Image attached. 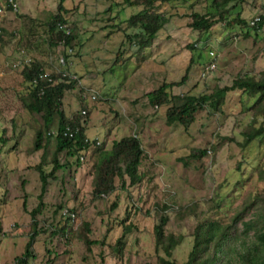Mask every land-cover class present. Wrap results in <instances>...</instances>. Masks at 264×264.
Listing matches in <instances>:
<instances>
[{
	"label": "rangeland",
	"instance_id": "1",
	"mask_svg": "<svg viewBox=\"0 0 264 264\" xmlns=\"http://www.w3.org/2000/svg\"><path fill=\"white\" fill-rule=\"evenodd\" d=\"M58 1L33 0L38 19L48 22L56 12ZM70 1L66 0L65 4L69 9ZM15 2L18 13H13L5 0H0V136L6 129L11 137L0 153V264H13L29 241L31 219L22 204L26 200V210L35 208L41 189L38 173L31 168L44 160V170L48 172L54 151L53 141L45 143L44 153L32 151L34 133L41 125L19 99L21 93L25 94L20 74L23 55L40 62L46 73L59 69L58 48L50 49L43 41L48 27L36 24L37 17L32 22L26 20L20 1ZM211 6V0L158 2L157 9L167 18L162 29L167 27L169 31L158 32V41L175 43L170 49V56L176 51L175 65L163 58L151 61L148 55L138 56L135 50L136 61L129 58L131 63L115 65L111 74L106 71L110 64H105L104 59L109 58L108 50L115 44L104 48L105 32L82 34V44L76 47L71 65L81 84L74 91L64 93L63 104L67 115L77 111L81 102L88 107L85 127L91 145L81 165L75 166L76 158L69 160L71 167L56 173L57 181H49L41 198L46 207L37 217L43 230L33 245L37 264L48 258L53 264H99L98 251L93 255L77 239L70 237L65 243L56 237L48 238L50 225L63 224L61 215L65 210L54 213L59 206L76 211L73 229L81 222H88L91 237L104 239L109 245L122 233L119 222L125 211L134 212L132 222L137 230L126 236V264H140L147 257H156L152 230L162 212L155 214L154 207L167 206L166 233L184 236L171 254V259L181 264L192 248L191 234L198 223L210 220L228 225L244 203L264 192V180L259 176V171L264 174V139L243 145L244 134L264 125V118L246 109L251 104L246 95L229 92L219 112L206 107L187 128L178 123L167 125L168 106L152 107L145 97L164 82L179 81L188 67L185 84L170 91L174 104H181L186 95L199 96L210 93L216 86L230 85L239 75L258 76L264 71V28L256 32L252 27L221 23L203 34L190 29L191 14H204ZM227 8L232 18L239 12L242 20L250 22L264 15V0H228ZM138 10L139 7H128L122 17L134 15ZM245 34L248 35L244 37ZM190 45L201 50L202 58L207 59L201 66L189 62L190 51L182 52ZM152 51L154 48L148 52ZM210 51L216 55L217 69L200 80V72L210 61ZM130 135L140 139L146 155L140 167L141 184L130 189L131 197L122 191L103 199L94 197L92 178L97 160L103 151L110 150L113 141ZM201 151L206 152L201 159L189 157ZM60 164H65L64 156L60 157ZM116 199L117 209L108 214L107 208ZM240 230L239 225L236 233L231 232L234 237L225 248L228 258L252 241L250 234L243 236ZM46 249L51 256H47ZM159 255L164 256L162 251ZM106 261L111 264L109 258Z\"/></svg>",
	"mask_w": 264,
	"mask_h": 264
},
{
	"label": "trees",
	"instance_id": "2",
	"mask_svg": "<svg viewBox=\"0 0 264 264\" xmlns=\"http://www.w3.org/2000/svg\"><path fill=\"white\" fill-rule=\"evenodd\" d=\"M15 1V0H14ZM59 0L56 7V12L50 17L46 26L43 41L46 42L48 48L54 49L57 43L61 40L65 41V46L71 47L74 51L72 62L76 54V47L80 46L77 34L74 27H71V34L68 37L63 36L56 30V24L66 23L64 18L67 11L64 8L63 2ZM163 0H134L130 2L132 6H141L142 9L132 15L127 20L128 28L137 29L133 34L132 39L137 46V55H143L145 49L151 47L155 41L157 33L165 26L167 18L156 7V3ZM165 1V0H164ZM169 1V0H166ZM212 9L208 12L200 14L193 12L191 14L190 29L199 32L200 34L208 33L216 25L225 23L231 26L233 23L241 25L243 28L252 27L253 30L260 31L264 28V15H258V21L253 26H249L246 20H242L240 13H235L232 18L231 11L227 8L228 0H211ZM11 10V6L6 3ZM17 4V3H16ZM18 12V7L16 12ZM248 34H245L246 37ZM45 36V37H44ZM126 37V40H132ZM188 50L194 51L193 45L187 46ZM193 61V60H191ZM190 61V62H191ZM57 63V60H56ZM115 65H119L115 62ZM21 77L23 79L25 94H20L19 99L23 108L31 115L38 117L41 128L37 129L32 139V151H43L48 143H54V151L50 160V170H44L45 162L41 160L39 164L31 168L38 173L39 182L41 184L39 203L30 211L26 210V200L22 204L23 210L30 216V231L29 241L27 242L23 253L15 257L13 264H37L36 255L33 251L36 237L42 233L40 221L37 217L41 214L45 203L41 200L49 181H57L56 173L59 170L70 168L69 160L76 158L75 166L79 167L81 161L85 157L90 140L86 136L85 124L88 121L89 109L81 102L80 108L67 115L64 110L63 97L66 91H74L78 84L68 79H61L57 70L49 73L53 82L42 81L41 77L46 74L42 64L37 60H30L29 63H23L21 66ZM67 66V69H71ZM190 68L185 69L184 76L177 82H164L156 89L148 92L145 97L148 103L155 108L162 105H167L166 109V124L172 125L178 123L187 128L194 122L195 115L205 109L210 108L212 111L219 112L224 104L225 98L229 92L240 91L247 96V100L251 104L246 108L252 112L254 116L264 118V71L258 76L239 75L231 80L230 85L223 87L216 86L210 93H203L199 96L186 95L181 104H174L171 90L174 87H180L185 84ZM43 88V93L39 90ZM81 92V91H80ZM83 101V100H82ZM85 110V115L81 111ZM55 125V129L52 128ZM69 127L72 132V137L65 135V128ZM264 139V125L254 127L244 134L243 145L247 146L253 141H261ZM11 137L7 135L6 129L1 132L0 136V153L6 146ZM46 143V145H45ZM99 149L101 147H98ZM206 155L205 151L192 153L189 157L201 159ZM45 156V154H44ZM64 156L65 164H60V157ZM146 159L142 144L137 136H125L117 141H113L109 151H103L97 163L94 166L92 178V193L93 196L99 199L107 198L116 192H127L129 195L130 189L138 187L142 182V174L140 167ZM260 180H264V174L259 171ZM24 184V182H22ZM26 198V195H24ZM252 201L243 204L240 212L233 218L230 224H220L217 221L206 220L200 222L194 228L192 237V248L185 262L181 264H264V192L254 195ZM118 207L116 199L108 208L107 213L110 214ZM64 211L61 215L63 224L58 226L50 225V239L58 238L69 242L70 237L77 239L87 250L94 255L97 250L99 264H107L109 258L111 264H126V236L133 230H137L132 222L134 212L129 209L125 211V216L120 220L122 233L114 244L109 245L104 239L96 240L91 237L92 228L88 222L81 224L73 229V221L71 215L75 210H68L63 206L55 209L54 213ZM168 210L167 206L158 208L154 207V213L162 212L158 221L154 224L152 235L154 237V247L156 257L151 259L147 257L140 264H178L171 259V254L174 249L182 243L184 236H174L167 234L165 226L168 217L164 214ZM73 212V213H72ZM250 216L248 219L247 216ZM75 217V216H74ZM241 226L240 234L243 236L252 237V241L245 245L234 257H226L225 248L232 239L233 234L237 232L238 226ZM162 251L164 256L159 255ZM47 256H51V252L46 249ZM153 260V261H152ZM43 264H53V260L48 258Z\"/></svg>",
	"mask_w": 264,
	"mask_h": 264
},
{
	"label": "crops",
	"instance_id": "3",
	"mask_svg": "<svg viewBox=\"0 0 264 264\" xmlns=\"http://www.w3.org/2000/svg\"><path fill=\"white\" fill-rule=\"evenodd\" d=\"M19 1H20V7L22 9V13L26 16L25 17L26 20L32 22L33 21L32 19L35 20L36 17L38 19V14L36 15L35 14L36 11L33 10L34 9L32 4L33 0H19ZM133 1L134 0H89L90 3H85L84 0H71L69 6L70 9L67 8V6H65L66 0L63 2L64 8L67 11L66 15H64V18L74 27V31L77 34L78 37L77 39L80 42V44H82V39H81V37L83 36L82 34H84L85 32L86 33L105 32L106 35L104 36V40L102 41L104 48L106 46H109L110 44H115L114 48L111 47L112 49L108 50L109 58L104 59L105 64H110V67L106 68V71L111 74L114 73L113 70L115 69L114 68L115 62L118 63L120 60V63L118 64L121 65L123 63L128 62L129 58L131 59V61H136L135 56H133V53L135 50H137V46L135 41L132 39V36L137 32V29L135 30L133 28H128L127 26V20L132 15L129 17H122V14L125 12L126 8L128 7H139L137 13L142 9L141 6H137V5L132 6L130 2ZM155 5L157 6L158 2ZM46 23H47L46 20L40 21L39 19L38 22H36V24H42V25L45 24V26ZM162 30H164L165 32L166 31L169 32L167 30V27L161 29L160 31ZM171 32H173V30ZM126 37L131 38L132 40L129 41L126 40ZM156 37L157 38L152 43L151 47L145 49L143 55L144 56L148 55V58L150 57L151 61L154 60L155 58H163L166 62L169 61L172 62L173 65H175V59H176L175 49L172 51V55L170 56V49L175 47V43L174 42L169 43V41L160 42L158 41V35ZM33 45L31 44V46ZM41 46L42 45H39V49L42 48ZM153 48L154 51L149 53L148 51H151ZM186 50L190 51L192 55L190 61L191 60L193 61L191 62L189 61L190 63L195 62L194 64L197 65L200 64L198 66H201L207 60L206 58L205 59L202 58L203 53L201 52V50L197 51L195 48L194 51H191L188 50L186 47V49L182 50V52H186ZM195 58H197L198 60L194 61ZM71 71L75 72L74 68L73 70L71 68ZM134 122H137V120L135 119Z\"/></svg>",
	"mask_w": 264,
	"mask_h": 264
},
{
	"label": "built area",
	"instance_id": "4",
	"mask_svg": "<svg viewBox=\"0 0 264 264\" xmlns=\"http://www.w3.org/2000/svg\"><path fill=\"white\" fill-rule=\"evenodd\" d=\"M6 3H8L11 6V11L16 12L17 10V4L14 0H5ZM258 21V18H253L249 22V26H253L255 22ZM56 30L60 32L63 36L68 37L71 34V27L66 23H57L56 24ZM57 64L59 66V69L57 70V73L60 75L61 79H68L69 81L76 82L78 86H80L81 81L79 80L78 76L75 72H72L71 70L67 69V66H71L73 64L72 62V55L74 53L73 49L71 47L65 46V41L61 40L57 43ZM208 56L210 58V61L206 63V65L203 67V70L200 72L199 78L200 80L206 79L207 76H209L211 73L216 71L217 69V63H216V55L210 51L208 53ZM30 59L26 58L23 63H29ZM42 81L47 82H53V79L49 76V73L44 74V76L41 77ZM39 93H43V88H40ZM84 96V95H83ZM82 96V98H83ZM94 95L91 96V99H94ZM85 110L81 111L82 115H85ZM65 135H68L69 137H72V132L69 127L65 128ZM91 144H89L90 146ZM98 145V143H97ZM208 154L211 152L208 151ZM71 218L74 219V215H71Z\"/></svg>",
	"mask_w": 264,
	"mask_h": 264
},
{
	"label": "clouds",
	"instance_id": "5",
	"mask_svg": "<svg viewBox=\"0 0 264 264\" xmlns=\"http://www.w3.org/2000/svg\"><path fill=\"white\" fill-rule=\"evenodd\" d=\"M22 55H23V53H21ZM22 58V57H21ZM27 57H25L24 55H23V59H22V64H23V61L26 59Z\"/></svg>",
	"mask_w": 264,
	"mask_h": 264
}]
</instances>
